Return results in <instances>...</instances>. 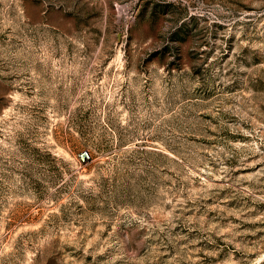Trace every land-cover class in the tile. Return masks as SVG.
Returning a JSON list of instances; mask_svg holds the SVG:
<instances>
[{"label": "rangeland", "instance_id": "374dc122", "mask_svg": "<svg viewBox=\"0 0 264 264\" xmlns=\"http://www.w3.org/2000/svg\"><path fill=\"white\" fill-rule=\"evenodd\" d=\"M0 264H264V0H0Z\"/></svg>", "mask_w": 264, "mask_h": 264}]
</instances>
